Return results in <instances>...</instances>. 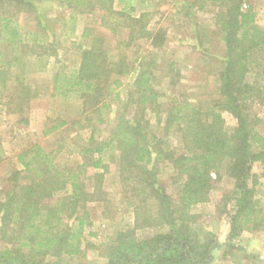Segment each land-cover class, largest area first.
I'll return each mask as SVG.
<instances>
[{
    "label": "trees",
    "instance_id": "trees-1",
    "mask_svg": "<svg viewBox=\"0 0 264 264\" xmlns=\"http://www.w3.org/2000/svg\"><path fill=\"white\" fill-rule=\"evenodd\" d=\"M51 1H56L67 12L66 19H50L33 0H0V106L9 115H23L33 101L41 98L49 102L51 98L65 99L70 95L80 103L79 119L72 123L57 121L44 129V135L68 125L78 129L89 127L95 115L96 123L101 124V108L107 107L106 98L121 85L120 77L131 72L127 55L122 51L140 40L159 49L165 40L163 28L154 32L148 29L144 22L148 12L132 15L134 6L130 0H117L118 8L114 0ZM200 1L195 0L199 9L203 7ZM212 1L220 2L225 9L216 11L214 18L215 25L224 32L225 44L223 68L217 73V92L223 96L227 112L237 122L235 129L225 132L217 112L211 113L209 121L196 118L194 109L187 108V113L183 114V106L190 104L179 102L181 110L172 113L174 109L170 108L166 113V131L169 132L175 120L181 123L183 146L190 155L181 154L174 160L168 149L154 148L157 161L162 157L171 165L173 181H181L177 199L162 195V187L146 181L153 175L151 172L144 171L143 182L146 183L139 181L133 171L144 169L142 166L154 153L150 151L151 138L146 136L141 122L147 125L143 112L153 107L151 100L155 98L149 85L148 67L151 68L152 61L145 67L140 63L133 82L135 91H128L124 105L127 112L133 104V95L139 96L135 114L127 120L123 111L107 140H96L92 132L86 144L79 146L76 152L81 162L58 166L52 152L38 144L15 155L21 169L12 171L8 179L12 186L4 190L0 198V264H77L73 260L83 255L81 243L89 225L86 203L107 204L102 185L109 171L105 163L108 153H116L113 156L120 161L122 193L124 201L133 205L135 224L133 229L118 232L114 239L103 244V261L99 264H210L212 249L217 248L218 243L199 244L192 236L185 210L189 205L207 200L209 189L220 179L217 172L223 163L225 175L232 181L231 189L221 198L223 210L229 207L225 213L228 239L242 231L264 229V210L257 207L254 196L264 172L261 175L252 172L255 164L264 166V135L255 130L251 115L241 106L242 101L246 106L244 95L255 90L243 81L246 74L258 68L264 76V58L259 56L264 50V31L254 25L251 9L242 8L243 0ZM84 14L96 15L100 26L110 32L126 27L127 41H117L118 52L111 53L104 46L103 37L92 34L90 27H84L81 37L89 42L78 45L81 50L78 66L64 72L60 52L69 35L75 33V18ZM21 16H27V26ZM58 21L62 24L56 34L52 24ZM51 59L57 65L51 80L52 90L43 92L29 80L44 73ZM261 89H257L260 94ZM119 94L115 93L116 103ZM187 137L188 144L197 146L195 150L189 148ZM88 168L97 172L88 176ZM209 171L217 176L213 178ZM85 176L91 180V191L85 190ZM138 196L141 199H137ZM146 202L151 205H145ZM153 224L157 229L150 237H136L137 228Z\"/></svg>",
    "mask_w": 264,
    "mask_h": 264
},
{
    "label": "rangeland",
    "instance_id": "rangeland-1",
    "mask_svg": "<svg viewBox=\"0 0 264 264\" xmlns=\"http://www.w3.org/2000/svg\"><path fill=\"white\" fill-rule=\"evenodd\" d=\"M33 1L50 19L56 17L66 19L68 16L56 1ZM129 2L133 3L132 0ZM200 2L203 4L201 9L198 8L199 3L195 0H134L132 15L137 16L140 12H148L144 20L148 29L154 32L157 28H163L165 40L159 49L150 46L148 41L140 40L122 51L127 55L131 72L120 77L121 85H117L114 92L106 98L107 107L101 108V119H103L101 124L96 123L98 117L95 115V120L89 127L78 129L68 125L50 135H44V129L54 125L57 121L66 120L72 123L80 118V103L70 95H67L65 99L51 98L49 102L43 98L37 99L30 104L29 109L23 115H9L4 107L0 106V198L2 192L12 186V182L8 181L12 171L21 169L15 160V155L21 150L38 144L45 151L52 152L58 166H63L73 161L81 162L76 152L79 151V146L86 144L92 132L96 140L109 139L117 125L116 120L124 111L128 91H135L133 82L140 63L145 67L152 61L151 68L148 67V71L151 72L149 85L155 93V98L151 100L153 107L146 108L143 112L147 125L142 122L141 125L146 136L151 138L150 151L154 153L151 154L150 161L142 166L146 170L132 171L142 182L145 181L146 171L153 173L146 181L153 182L158 188L162 187V195H170L175 201L180 191L181 181L179 179V181H173L174 173L171 165L162 157L158 162V158L154 156V148L161 146L164 150L168 149L172 152L174 160L181 154L188 156L190 153H187L183 146L181 123L175 120L169 132L166 131V113L170 112L169 109H174L173 113L182 109L181 106L179 108V102L182 105L190 104L189 107L183 106V114L187 113V108L194 109L196 118L207 121L211 119L212 112H217L223 121L222 128L227 133H231L237 125L235 118L225 108L223 96L217 92V73L223 68L225 44L222 40L224 32L217 24L215 25L214 18L216 11L223 12L225 9L221 7L220 2L212 0ZM114 4L116 8L119 7L117 0H114ZM242 8L251 9L254 13V25L264 31V0H243ZM24 17L21 16V20L23 19L25 21L23 23L27 26L29 20L27 16ZM98 19L93 14L78 15L75 18V33L67 34L69 35L68 41L65 42L63 51L60 52L59 59L65 67L64 72H69L78 66V54L81 52L78 45H86L89 42L88 39L81 37L84 27H90L92 34L103 37L104 46L111 53L118 52L115 48L117 41H127L128 29L126 27L110 32L107 28L100 26ZM61 24V21L52 24L56 34ZM64 37L62 35V39ZM259 56L260 59L264 58V50ZM56 67L57 65L51 59L47 70L29 80V83L38 86L43 92L51 91V80ZM259 71L258 68H253L243 79L255 90L244 95L246 106L243 104L244 101L241 102V106L251 115L254 121L252 126L255 130L264 135V76ZM258 88H262L259 90L261 94L258 93ZM117 92H120L118 103L114 101ZM132 103L127 112L124 111L127 120L135 114L136 103L140 104L139 96L134 94ZM22 119H24L23 122ZM196 127L198 128V123ZM188 139L189 137L185 139L187 144ZM188 145L191 150L197 147L193 143ZM72 150L75 155L69 154ZM113 154L108 153L105 157L109 171L104 175L102 189L106 192L107 204L101 201L86 203L85 210L89 213L87 215L89 225L85 228L81 243L83 255L81 253L73 260L77 264H99L103 261L101 257L104 250L103 244L114 239L116 233L134 228L133 205L129 206L128 200L124 201L125 195L122 193L118 172L120 161L114 157L116 153L114 156ZM224 167V163L220 164L217 172L220 179L209 189L207 200L186 207L185 215L188 226L193 232L192 236L198 239L199 244L218 243V247L212 249L210 264H264V229L252 236L247 234L242 236L241 232L230 240L227 237L228 223L225 213L229 207L223 210L221 198L231 189L232 181L225 175ZM252 170L257 175H261L264 167L256 165ZM96 172L91 168L86 170L88 176ZM209 172L214 178L216 174ZM183 175L182 178L185 177V174ZM83 180L85 190L91 191L90 178L85 176ZM254 196L257 207L264 210V177L259 179ZM137 199H141V196ZM146 204L151 205L148 202ZM139 206H142L141 203ZM156 229L157 226L154 224L151 227L141 226L136 229L135 234L138 239H147ZM243 243L248 246V251L243 247Z\"/></svg>",
    "mask_w": 264,
    "mask_h": 264
},
{
    "label": "crops",
    "instance_id": "crops-1",
    "mask_svg": "<svg viewBox=\"0 0 264 264\" xmlns=\"http://www.w3.org/2000/svg\"><path fill=\"white\" fill-rule=\"evenodd\" d=\"M132 1H133V3H134V0H132ZM133 3H132V5L134 6ZM114 5H115V4H114ZM151 6H152V4H151ZM95 16H96V15H95ZM256 165H257V164H255L253 167L255 168ZM258 166H259V165H258ZM253 167H252V168H253ZM262 167H264V166H262ZM252 172L255 173V171H253V170H252ZM255 174H256V173H255ZM242 233H243L242 236H244V235H246V234L252 236L254 233H257V231H250V232H249V231H242ZM246 243H247V242H246ZM246 243H245V244L243 243V244H244L243 247H244V248H247V251H248V246L246 245ZM259 259H261V258H259Z\"/></svg>",
    "mask_w": 264,
    "mask_h": 264
}]
</instances>
